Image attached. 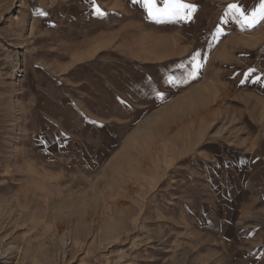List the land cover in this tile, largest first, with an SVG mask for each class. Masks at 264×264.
Returning a JSON list of instances; mask_svg holds the SVG:
<instances>
[{"label": "rangeland", "instance_id": "1", "mask_svg": "<svg viewBox=\"0 0 264 264\" xmlns=\"http://www.w3.org/2000/svg\"><path fill=\"white\" fill-rule=\"evenodd\" d=\"M184 2L0 0V264H264V0Z\"/></svg>", "mask_w": 264, "mask_h": 264}, {"label": "snow or ice", "instance_id": "2", "mask_svg": "<svg viewBox=\"0 0 264 264\" xmlns=\"http://www.w3.org/2000/svg\"><path fill=\"white\" fill-rule=\"evenodd\" d=\"M145 7L148 10V15L151 19L162 22L164 20L179 21V20H189L192 18V14L196 11L197 6L185 3L184 0H163V6H158V0H144ZM232 12L237 13L239 17L243 20L248 27H255L261 20H264V4H261L260 11L258 13L254 12L252 17L246 16L244 9H242L237 4H232L229 6ZM97 15H106L107 13L101 11L99 6L96 7ZM204 67L200 64L199 68ZM254 71V69L250 70ZM259 80V77H257Z\"/></svg>", "mask_w": 264, "mask_h": 264}, {"label": "crops", "instance_id": "3", "mask_svg": "<svg viewBox=\"0 0 264 264\" xmlns=\"http://www.w3.org/2000/svg\"><path fill=\"white\" fill-rule=\"evenodd\" d=\"M226 137L224 138H218V139H215V143L214 145L215 146H222L223 147V155L224 153H226V156L221 159V158H217L215 157V159L219 160V161H227L229 160V163L235 171L237 173V178L240 176L241 174V171L242 169L246 170V164H248V159L249 157L248 156H245V155H248L247 153L244 152L243 156L242 155H238V156H235L233 155V153H231V150L234 146H232V148L230 149V147L227 145V144H232L231 142L228 143L225 139ZM228 140V138H227ZM213 141V139L211 140V142ZM231 146V145H230ZM227 147V149H225ZM219 150H221V148L219 147ZM241 162L244 163V166L241 165ZM250 165L255 163L256 164V169L259 168L260 170H263L264 168V157L263 158H254L252 160H250ZM256 169H254L256 171ZM252 170V169H251ZM250 170V172H251ZM240 172V173H239ZM240 182V181H239ZM242 186L245 188L247 186V180H244L242 182ZM241 183H239L240 185Z\"/></svg>", "mask_w": 264, "mask_h": 264}]
</instances>
